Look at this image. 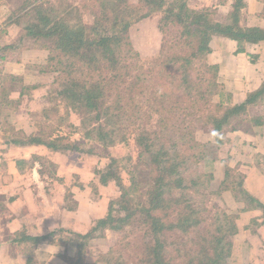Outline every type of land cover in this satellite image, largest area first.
I'll return each instance as SVG.
<instances>
[{"label": "trees", "instance_id": "obj_1", "mask_svg": "<svg viewBox=\"0 0 264 264\" xmlns=\"http://www.w3.org/2000/svg\"><path fill=\"white\" fill-rule=\"evenodd\" d=\"M84 1L26 0L19 9L5 10L9 24L14 23L19 28L21 39H31L37 45L45 40L44 46L49 50L47 65L54 66L53 71L58 73L55 81L60 87L49 94L54 105L44 107V114L56 117L63 105L66 114L70 109L69 112L78 116L77 123L66 125L70 135L82 133L81 139L75 141L67 135L55 140L35 137L26 143L13 137L6 141L7 145L19 147L32 143L47 147L51 153H91L93 147H86L89 139L95 138L98 144L108 148L135 138L142 149V162L151 167L147 179L142 181V177L137 176L139 171L129 170L131 184L125 185L114 171L116 167L119 170L122 162L112 157L107 172L111 175L107 176L118 181L121 195L115 203L124 214L115 216L111 207L102 219H93L88 234L76 235L77 242L73 241L78 257L63 255V259L68 264H82L89 239L98 233L105 236L108 228H128L126 237H131L138 226L142 237L135 251H119L123 247L122 239L109 243L104 262L129 264L135 256L137 264H172L167 259V250L172 244L166 236L176 234L188 225L197 230L201 224V220L196 222L178 214L175 217L173 213L178 206L195 211L193 199L202 187L199 178H186L182 169L185 158L197 156L193 151L189 152L192 149L190 143L198 144L196 127L211 125L215 141L221 143L222 132L227 126L236 131L244 122L256 128L262 125V118H250L248 110L261 102L264 84L244 103L233 104L231 95L219 81L220 65L208 60L212 53L210 44L215 38H225L236 44V53H246V44L264 43V27L241 26L242 9L247 7L245 0H234L233 9L224 22L214 20L213 12L209 10L189 9L183 0L170 3L167 0H141V4L135 6L120 5L119 0H99L102 13L89 30L90 38L87 25L80 16L81 9L86 8ZM156 12L161 15L158 20L162 29L161 46L151 66L144 67L140 55L133 49L129 33L137 22ZM3 26L0 25V32H3ZM15 43L11 40L0 50H14L18 46ZM37 73L42 74L44 70L39 69ZM147 90H150L149 98L144 97ZM216 97L218 102H214ZM150 122L153 127L148 125ZM205 145L201 143L197 147L201 156H205ZM179 147H183V151ZM124 157H128L124 166H129L133 161L129 162V156ZM223 185L224 190L232 189L235 198L241 195L249 205L243 212L260 210L264 217V206L243 185L230 186L228 180ZM229 220L226 217L224 225L220 219L219 223L213 224L218 233L203 231L201 240L197 239L202 246L200 256L195 251L187 252V257L197 255L190 264H227L224 259L231 254L232 242L231 239L225 242L226 235L221 230L231 222L230 235L238 232L236 222ZM52 235L29 237L19 234L18 237L19 242L32 245L26 251L30 254L34 246ZM168 258L171 260L170 256ZM31 262L29 258L27 264Z\"/></svg>", "mask_w": 264, "mask_h": 264}, {"label": "rangeland", "instance_id": "obj_2", "mask_svg": "<svg viewBox=\"0 0 264 264\" xmlns=\"http://www.w3.org/2000/svg\"><path fill=\"white\" fill-rule=\"evenodd\" d=\"M25 1L26 0H0V3H2L0 6V25H4L2 27L3 32L1 31L2 33H0V48H3V45L9 43L11 40L18 45L14 50H0V190L3 191V186L9 189L12 183L17 182L18 185L23 184L22 188L26 190L25 193L28 195H35L33 203H31L32 206L36 208L39 207L40 209L43 205L50 206L49 209L51 212L49 213L47 210L49 214L48 217L50 218L55 217V212L64 211V217L67 216L69 219L68 223H66L67 225H65L67 228L73 224L75 219L73 214L77 211V215H75L77 218L76 222L79 223L78 225L81 227L77 230H71L70 228L67 229L56 226V228L47 232L48 234L53 233V235L49 236L43 243L40 242V244L34 246V250L32 249L30 252L34 255L30 264H42L49 255L46 256L45 254H47V252L39 249L38 246L41 244L43 245L45 243L51 245V249H53V247L61 248V253L64 251L65 256L73 257L77 255L78 257L73 241L77 242L75 239L76 235L88 234L91 230L89 226L93 219H102L104 217L102 216L104 211L106 210L107 212L111 207L114 208L115 216L124 214L122 209H119L115 203L117 197L121 195V190L117 184L118 181L113 177L107 176L111 175L107 174V172L112 157H116L117 160L119 159L120 162H122L119 170L118 167H116L114 171L117 172L116 176H119L125 185L131 184V174L128 172L129 170L139 171L137 176L140 175L142 181H144L147 179L151 167L146 166L142 162V156L140 155L142 149L135 138H131L126 144L121 143L117 147L108 148L102 144H98L95 138L89 139L87 140L88 142H86V147L87 149L91 146L93 147L90 149L93 151L91 153L90 151H84L82 153L75 151L57 153L55 151L51 153L50 149L47 147L32 143L19 147L7 145L6 141H11L13 137L26 143L28 139H33L35 137L55 140L56 138L67 135L68 139L75 141L81 139L82 136L81 132L71 135L68 132L69 129L66 125L78 122V116L72 111L69 112L70 109L68 110L69 114H66V108H64L63 105L60 106L59 109L61 111L58 114L59 117H49L43 112L44 107L51 108L54 105L52 99L49 98V94L51 91L54 92L60 87L58 81H55L58 73L53 71L54 66L49 67L47 65L46 54L49 53V50L47 46H44L46 43L45 40L37 45L33 43L31 39H21L19 28H17L14 23L9 24L8 16L5 11L7 9H10V11L19 9L23 6ZM77 1L80 2L82 0ZM107 1L108 0H105V2ZM167 1V3L174 2V0ZM183 1H185L187 7L191 10L198 12L209 10L213 12V18L216 21L224 22L229 15L222 12V0H216V2L210 5L199 3L198 0ZM261 1L264 6V0ZM84 2L86 8L81 9L80 16L85 25H87V36L91 38L92 34L89 30L94 26L96 19L101 16V3L99 0H85ZM119 2H121L120 5L129 4L135 6L141 4V0H119ZM253 14L254 12H250L248 6L243 8L240 20L241 26L251 27L260 25L264 27V13ZM160 17L161 15L159 12L153 13L149 18L137 22L129 33L133 49L140 55L144 67L151 66L158 56L157 53L160 49L162 40V29L159 28L160 21L158 23ZM223 40L227 39L215 38L212 40L210 44L212 53L208 56L210 63L218 64L217 62L223 60L226 56L224 51L219 50V44L217 45V43H223ZM252 57L249 58L250 62L253 64L257 62L256 60H260L258 56ZM263 61L264 57L260 62L262 63ZM41 66L44 67L42 68ZM39 69L44 70V73H37ZM63 76L66 77L65 75ZM78 76H80V74H78ZM263 84L264 81L262 82V85ZM222 85L231 95V102H233L232 92L224 83H222ZM149 96L150 90H147L144 97L149 98ZM218 101L219 99L216 97L214 102ZM263 111L264 94L262 95L261 102L250 106L248 116L250 118L254 116L260 117ZM122 119L123 121L126 120L125 118ZM152 123L153 122H150L148 125L153 127L154 124ZM254 128L255 126L248 122H244L240 129L236 131L232 130V126H227L222 132L224 133L222 142L218 143L212 135L214 131L211 125L196 127L195 138L198 144L194 142L190 143L189 146H191L192 149L189 150V152L193 151L197 156L185 158V166L182 169H184L183 173H185L186 178H199L198 182L202 185L200 190L201 194H197L193 199L195 211H190L188 208L183 209L181 206H178L173 213L175 217L178 214L179 217L180 215L183 217L188 216L196 222L201 220V224L197 230L194 227L189 228L188 225V227L183 228L188 231L179 229L176 234L169 233V235L166 236L169 243L172 244V247L167 250V259L171 261L172 264H190L191 261L196 260L197 255L200 256L199 250L202 247L198 240H201L203 231L210 232L215 229L213 224L219 223L218 219L222 221L223 225L226 217L230 219L229 221H235L236 226L238 222L242 221L244 215L243 210L249 205L244 202L241 195L235 198L232 189L224 190L225 188L224 185L222 186V183L228 180L230 186H238V184H241L244 188L247 187L246 171L249 163H246L244 159L239 161L237 158L240 154L241 156H246L248 159H252L253 155L258 153L257 148L251 153L245 148L246 146H244L251 142L247 140V138L253 133L251 130ZM201 143H206L203 149L205 156L202 155L203 157L197 148ZM179 148L181 151L184 149L183 147ZM124 156H129L131 158H129L131 160L129 162L133 161L129 166H124V163L128 162V159H126L128 157L125 158ZM258 156H260V154ZM258 159L262 160L258 163L262 164L264 162L263 157L262 159L258 157ZM252 164L256 166L257 163L255 164L254 161ZM9 173H14L16 175L15 179L18 180L11 181L12 179ZM22 173H29L34 180H24L22 178ZM24 183L26 186H24ZM28 198H26V201ZM19 199L20 198L13 201L8 199V201H10V204L14 207V211L16 212L13 221L19 220L18 225L20 226L22 223V226L19 227L20 230L17 234H1V239L6 240L8 238V241L13 242V244L17 243V245L8 246V255L11 254L12 256H16V249H18L21 255L26 257L29 256L26 251L29 250L30 247L32 248V245L29 242H19L18 235L41 237L40 235L42 234H35L34 231H32L35 229L34 227H27L21 221L26 218L27 212L24 203L20 202ZM8 201L3 203L2 198H0V205L5 207L7 203H9ZM23 208H25V210ZM117 209L120 211L118 212ZM35 210L37 211L38 209ZM0 213L4 214L5 208H0ZM72 218H74L73 221ZM34 219H37V217ZM246 219L251 224L249 229L250 232H254L257 227L256 222L252 223L249 217H244L242 222L244 223ZM189 223L191 225V222ZM230 224L231 222H229V226L225 225L224 229L221 230L222 233L226 235L225 242H228L229 239H231L232 242L231 254L224 260H227V264H252L249 258H252L255 253L248 252L247 255L242 254L238 256L234 252L233 244L236 232L233 236L230 235L232 233V231L230 233L229 230ZM0 226V229H2V225ZM127 230L128 228L125 230L108 228L105 230V236H100L98 233V236L89 239L87 247L83 251L82 264H106L104 258L109 251V243L113 244L121 239V241H123V247L118 250L121 252H134L136 245L140 242L139 238L142 237V233L138 230V226H135L133 230L135 236L126 237ZM1 231L2 230H0V233H2ZM218 232L216 231V233ZM125 237L126 239L123 240ZM190 251H195L197 255H190L187 257V252ZM168 256L171 257V260ZM134 257L135 256H133L130 263L128 262L129 264H137L136 262L138 260ZM61 259L64 260L62 257Z\"/></svg>", "mask_w": 264, "mask_h": 264}, {"label": "crops", "instance_id": "obj_3", "mask_svg": "<svg viewBox=\"0 0 264 264\" xmlns=\"http://www.w3.org/2000/svg\"><path fill=\"white\" fill-rule=\"evenodd\" d=\"M198 2L205 5H210L216 2V0H198ZM221 2V5H223V7L221 6L223 9L222 12L229 14L233 9L234 0H222ZM245 2L249 8V11L252 13L254 12L253 15L261 13L264 9L263 2L261 0H246ZM218 44L220 46L219 50L226 53L224 59L217 62L220 65V81L224 83V85H226V87H228V89L232 92L233 103L242 104L247 100L251 93L255 92L261 87L262 82L264 81V61L262 63L260 62V60L264 57V43L247 44L246 53H236V44L229 40H223V43H217V45ZM47 55L48 54H46V58ZM250 55L258 56V59L260 57V60H256L257 62L253 64L250 62ZM261 115L262 116L260 117L262 118V125L251 130L253 133L249 136V138H247V140H250L251 142H249L248 145H244L246 146L245 148H247V150H249L251 153L255 150V148H257L258 153L254 154L252 159H248L246 156H241L239 154L237 159L239 161L244 159L246 163H249L248 169L246 171L247 187H245V189L264 206V162L262 164L258 163L262 161L259 160L258 157L261 159L262 157L264 158V111L261 113ZM259 154L260 156H258ZM254 161L255 164L257 163L256 166H253L252 164ZM9 175L11 176V181L18 180L15 179L16 175L14 173H9ZM22 175L24 180H34L31 175H29V173H22ZM24 186H26L25 183ZM22 187L23 184L18 185L17 182L12 183L9 189L3 186V191L0 190V198H2L3 203L8 201V199L13 201L20 198L19 201L24 203V207H26L27 212L26 218L24 219L25 222L24 220L21 221L27 227H34L35 229L32 231H34V233L37 235L42 234L40 236L48 234L47 232L56 228V226L67 228L65 225H67L66 223H68L69 219L67 216L64 217V211L55 212L54 218L48 217V211L49 213L51 212L49 209L50 206L43 205L41 209L39 207L36 208L32 206L31 203H33V198L35 195H28L25 193L26 190H23ZM26 198H28L27 201ZM8 202L9 203H7L5 207L0 205V208H5V213H0V225L3 227L0 229L2 230V233H0V264H13V261L16 257L23 256L18 249H16V256H12L11 254L8 255V246L17 245V243L13 244V242L8 241V238L6 240L1 239V234H17L20 230L19 227L22 226V223L20 226L18 225L19 220L13 221L16 212L14 211V207L10 204V201ZM23 209L25 210V208ZM35 209L38 210L36 211ZM105 213L106 210L104 211L103 215H101L104 216ZM243 214L242 221L244 217H249L252 220V223H255L254 221H256L257 227L255 228L254 232H250L249 229L251 224L247 221V219L244 221V223L242 221L237 223L238 232L234 236V252L238 256L242 254L247 255L248 252L255 253L252 258H249L252 264H264V224H262L264 218L263 214L260 210H248L244 211ZM75 215H77V211H75L73 214L75 218H72V221L74 219L73 224L68 227L71 230H77L81 228L80 225H78L79 223L76 222L77 218ZM35 217H37V219H34ZM15 225L18 226L14 227ZM48 246L50 247L46 251L47 254L45 255L49 256L42 264H68L65 262V260L61 259V257L63 258V255H65L64 251L61 253V248H54L52 246L53 249H51V245L45 243L38 247L40 250H44ZM33 256L34 255L31 253L29 256H24L23 259L25 263H28V258L32 260Z\"/></svg>", "mask_w": 264, "mask_h": 264}, {"label": "clouds", "instance_id": "obj_4", "mask_svg": "<svg viewBox=\"0 0 264 264\" xmlns=\"http://www.w3.org/2000/svg\"><path fill=\"white\" fill-rule=\"evenodd\" d=\"M50 246L46 247V249L42 251H47ZM13 264H25V261L23 259V256H18L14 259Z\"/></svg>", "mask_w": 264, "mask_h": 264}]
</instances>
